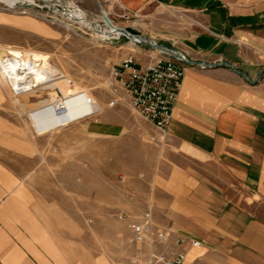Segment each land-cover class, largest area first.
<instances>
[{
  "label": "rangeland",
  "instance_id": "374dc122",
  "mask_svg": "<svg viewBox=\"0 0 264 264\" xmlns=\"http://www.w3.org/2000/svg\"><path fill=\"white\" fill-rule=\"evenodd\" d=\"M66 1L90 20L103 18L95 0ZM112 2L101 8L116 26L132 27L171 48L204 30L194 11L152 7L125 20ZM98 35L91 26L69 21L49 1L0 3V48L37 54L49 65L39 64L36 71L48 82L18 97L0 77V158L25 176L28 205L44 209L48 219L51 208L71 213L65 217L72 220V238L86 234L89 252L111 256L112 264L138 255L145 264L151 247L130 240V221L150 209L157 225L188 241L196 238L191 232L205 233L200 222L183 214L207 211L202 188L221 194L239 187L225 182L223 168L213 161L173 150L110 78V68L127 54L140 62L157 52L144 44L133 52L123 35L112 41ZM51 67L63 76L51 80ZM116 96L118 103L109 105ZM59 99L63 112L56 110ZM175 246L179 249L174 243L157 249L177 251ZM202 246L195 249L203 253L188 260L203 264Z\"/></svg>",
  "mask_w": 264,
  "mask_h": 264
},
{
  "label": "crops",
  "instance_id": "0c3cea01",
  "mask_svg": "<svg viewBox=\"0 0 264 264\" xmlns=\"http://www.w3.org/2000/svg\"><path fill=\"white\" fill-rule=\"evenodd\" d=\"M108 1L99 4L108 9ZM163 6L199 15L204 30L176 46L188 59L226 61L245 74L191 64L181 81L168 143L213 161L225 182L239 187L221 194L203 187L207 211L183 214L205 233L190 234L207 251L203 264H264V0H119L118 8L136 14ZM9 167L0 158V264H112L111 256L88 251L86 234L72 238L70 212L51 208L48 219L44 209L28 205L25 176ZM202 253L190 248L187 256Z\"/></svg>",
  "mask_w": 264,
  "mask_h": 264
},
{
  "label": "built area",
  "instance_id": "2783aa9c",
  "mask_svg": "<svg viewBox=\"0 0 264 264\" xmlns=\"http://www.w3.org/2000/svg\"><path fill=\"white\" fill-rule=\"evenodd\" d=\"M36 1H49L62 8V15L69 21L82 24L81 21L78 22L71 17L66 0ZM112 1L119 5V0ZM95 2L98 4L100 12H102L99 0H95ZM116 15L125 20H128L131 16L138 17L137 14H130L122 7L121 11ZM79 19L84 20L85 18ZM96 26V31L102 32L99 22H97ZM122 28H125V26ZM121 35L129 38L121 33L117 36L113 35L109 41L117 40ZM129 39L134 46L143 44L139 40L133 41L131 38ZM12 51L13 54L10 56L0 58V77L5 81L14 97L37 90L48 82L49 79L45 78L44 75L39 80L36 73V71H39V64L49 66L45 58L24 50L13 49ZM155 51L157 54L150 56L146 64L139 63L133 54H128L119 63L114 64L110 68V78L125 92L129 105L160 133L165 134L172 120L173 107L181 81L185 75L187 65L191 64L166 56L158 50ZM197 65L201 67L207 66L201 63ZM51 69L54 71L51 75V80L63 76L53 67ZM120 99L121 97L119 96L114 97L109 105L117 104ZM64 109V102L59 99V108L56 110L63 111ZM118 215L120 219L123 218L122 213ZM128 228L132 242L151 247L145 264H195L194 261L188 260L187 252L190 248H200L202 246V241L198 238H191L187 241L184 236L173 235L170 229L157 225L150 209L145 210L139 216V219L130 221ZM170 243L176 244L179 249L177 251H172L168 248L164 250L157 249L159 245L167 246ZM180 246L187 248L182 249ZM140 261L138 255H134L117 264H142Z\"/></svg>",
  "mask_w": 264,
  "mask_h": 264
},
{
  "label": "bare ground",
  "instance_id": "6f19581e",
  "mask_svg": "<svg viewBox=\"0 0 264 264\" xmlns=\"http://www.w3.org/2000/svg\"><path fill=\"white\" fill-rule=\"evenodd\" d=\"M20 1H30V0H0V3H3L6 6L9 7H13L16 3L20 2ZM69 6V12L72 18H74L75 20H77L78 22L81 21V23L83 25L86 26H91L93 28H97V22H99L101 24L102 27V32H98L99 35L97 37H99L102 40H107L109 41V39L113 36V35H117V34H121V27L116 26L113 21L108 17V14L105 13L102 10V16L103 18L101 19V21H97V20H90L87 18L86 13L79 8L78 6H72L71 4L68 3ZM85 18L83 19H79V18ZM0 58L5 57V56H10L11 54H13V51L11 49H2L0 48ZM4 50V51H3ZM5 50H7L8 52H10L11 54H4ZM57 99V98H55ZM58 111V110H57ZM64 111V110H63ZM62 111V112H63ZM198 250V249H197Z\"/></svg>",
  "mask_w": 264,
  "mask_h": 264
},
{
  "label": "water",
  "instance_id": "95a60500",
  "mask_svg": "<svg viewBox=\"0 0 264 264\" xmlns=\"http://www.w3.org/2000/svg\"><path fill=\"white\" fill-rule=\"evenodd\" d=\"M121 31L124 35L131 38L133 41L139 40L143 44L158 50L159 52L163 53L166 56L173 57L177 60H180L182 62L188 63V64H198L201 63L203 65L207 66H217V65H226L229 66L234 72H237L238 74H241L245 76V74L239 70H237L235 67H233L231 64H229L226 61H220V62H197L194 60L188 59L181 51H179L176 48L168 47L162 43H159L155 38L147 35H141L132 27L126 26L125 28H121Z\"/></svg>",
  "mask_w": 264,
  "mask_h": 264
}]
</instances>
